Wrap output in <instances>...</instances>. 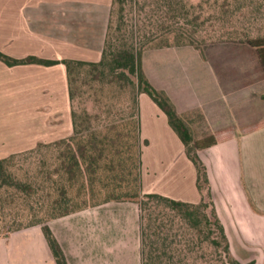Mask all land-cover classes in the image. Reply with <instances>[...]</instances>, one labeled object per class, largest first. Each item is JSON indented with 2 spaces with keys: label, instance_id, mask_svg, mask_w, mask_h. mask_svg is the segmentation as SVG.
<instances>
[{
  "label": "crops",
  "instance_id": "crops-1",
  "mask_svg": "<svg viewBox=\"0 0 264 264\" xmlns=\"http://www.w3.org/2000/svg\"><path fill=\"white\" fill-rule=\"evenodd\" d=\"M58 2L0 0V28L3 29L4 42L12 47L11 56L99 61L103 49L95 58L87 53L77 54L74 42L55 34L60 27L55 10ZM211 59L214 61L211 67H206L203 62L197 86L189 75L178 78L179 81L174 79L175 75H168L164 81H155L144 65L143 69L148 80L169 96L185 121L193 111L204 117L216 142L198 150V154L207 167L212 199L224 224L231 251L242 263L264 264V70L262 66L255 71L237 67L232 53L227 51L214 52ZM12 67L38 70L42 78L32 77L30 83L47 86L55 92L63 90L70 98L64 63H28ZM254 81L261 82V86L254 89ZM174 82H182V85L178 87ZM184 82L188 86H184ZM16 84H21V78ZM145 94H140L141 133L149 141L142 154L144 192L199 202L202 195L197 186L196 165L188 157L186 146L171 126L167 114L151 97L150 121L145 127L141 110ZM69 121L70 133L73 130L72 114ZM152 137L163 138L164 148H170L175 143L180 153L171 159L155 158L154 163H147L146 153L155 145ZM187 181L195 185L196 198L179 191V187ZM109 204L112 202L97 207L101 209ZM110 216L103 210L90 213L86 209L49 220L48 224L60 242L68 264L140 263L139 216L136 242L131 244L126 243V231L122 223L119 224L117 215L114 217L116 228L110 231ZM92 221H96L97 227L89 226ZM126 249L131 252L130 256L126 255ZM0 264L57 262L42 227L34 225L0 237Z\"/></svg>",
  "mask_w": 264,
  "mask_h": 264
},
{
  "label": "rangeland",
  "instance_id": "rangeland-1",
  "mask_svg": "<svg viewBox=\"0 0 264 264\" xmlns=\"http://www.w3.org/2000/svg\"><path fill=\"white\" fill-rule=\"evenodd\" d=\"M238 1L250 0H134L133 3L128 4L127 16L142 19L137 24L140 29L139 40L151 27L148 26L144 30L143 21L155 25L158 24L156 22L158 18L159 24L169 25L172 22L170 18L174 14L170 12L172 3L174 7H178L188 15L187 18L179 19L194 44L178 45L174 34L168 36L165 27L161 30L152 28L160 37L149 43L143 52L142 63L146 71L155 81H164L168 75H175L176 80L189 75L193 77L195 80L193 82L197 86L199 71L204 68L203 62L206 67H211V63L214 62L211 59L212 53L221 51L232 53L237 67L253 71L261 69L257 50L248 41L264 37V14L259 15L255 5L236 11ZM144 3L147 4L145 12H141L139 6ZM159 7L162 11H159ZM112 8L113 0H59L55 10L60 27L55 34L59 38L74 42L77 54L87 53L88 56L95 58L105 46ZM147 15L154 16L150 18L151 20H147ZM2 32L3 29L0 28V50L11 56L12 47L4 42ZM167 37L171 41L169 46L163 45ZM39 75L38 70L34 68L6 66L0 60V158L17 155L8 169L17 180L31 184L33 189L28 192L13 186L1 189L0 237H5L16 229L38 221L51 220V203L59 193L52 188L55 187V183L49 180L48 175L59 163L57 157L64 147L41 145L54 143L72 134L73 130L69 133V120L73 107L77 110L87 108L93 116V125H100L99 129L105 130L107 124H116L119 125L121 132H128L126 120H122L121 117L128 112L131 88L123 90L119 84H113L105 87V91L102 92L99 82L91 83L92 86L82 84L79 80L77 87L86 92L78 94L72 103L63 90L55 92L47 86H34L30 83L32 77L42 78V75ZM20 78L21 84H16ZM174 84L182 85V82H174ZM185 85L188 86V83L184 82ZM260 86L261 82H253L254 89ZM151 102L153 103V100L145 94L141 105L145 127L150 121ZM109 107L113 113L108 116L106 109ZM96 114L101 115L100 121L95 119ZM186 121L194 140L203 142L210 140L212 134L201 113L197 111L189 113ZM151 139L155 145L146 153L147 163H154L155 158L171 159L180 153L175 143L170 148H164L163 138ZM143 140L141 136L142 149H144ZM102 171V178L96 180L97 187L101 186L102 181L121 183L124 189H127L125 186L132 188L135 185L133 175H124L123 178L114 180L107 177L112 174L108 169ZM54 178L59 177L54 175ZM76 186L77 184L74 187ZM205 187L204 194L209 199L208 188L206 185ZM179 191L190 198H196L195 185L189 181L180 186ZM142 193H145L143 183ZM72 194H76V188L72 190ZM103 197L101 196L99 200ZM111 202L112 204L99 209L98 205H92L91 201V205L77 212L88 209L90 213L100 210L109 213L110 231L116 228L117 220L114 217L117 215L119 224L122 223L126 231V243L136 242L138 204L129 199ZM89 226L97 227L96 221L90 222ZM126 250V255L130 256L131 252ZM128 258L132 262L131 257Z\"/></svg>",
  "mask_w": 264,
  "mask_h": 264
},
{
  "label": "trees",
  "instance_id": "trees-1",
  "mask_svg": "<svg viewBox=\"0 0 264 264\" xmlns=\"http://www.w3.org/2000/svg\"><path fill=\"white\" fill-rule=\"evenodd\" d=\"M133 1L113 0L105 46L99 61L46 59L35 55L15 58L0 50V60L10 66L64 63L67 67L72 103L78 94L86 92L77 87L79 80L85 85L99 82L102 92L105 87L113 84H119L123 90L131 88L128 112L121 117L128 125L127 133L121 132L116 124H107L105 130L99 129L100 125H93V116L87 108L77 110L73 107L72 134L54 143L41 145L64 147L57 157L59 163L48 175L49 180L55 183L52 188L59 193L51 203V219L84 209L91 205V201L92 205H100L129 199L135 201L139 207V264H254L242 263L233 255L224 224L212 199L207 167L198 154V150L213 145L216 139L211 136L208 142L194 140L186 121L178 114L172 100L148 80L143 69L142 56L146 46L160 37L152 28L161 30L165 27L168 36L174 34L178 45L194 44L179 19L187 18L188 15L172 3V22L169 25L159 24L158 18V24L155 25L143 21L144 30L148 26L151 27L139 40L140 29L137 24L142 19L129 18L126 14L127 5ZM146 5H140L139 10L145 12ZM249 5H255L259 15L264 14V1L255 0L239 2L236 11H241ZM160 9L159 7V11H162ZM153 16L147 15L146 19L149 20ZM163 42L165 46L171 45L169 37ZM248 43L257 50L264 70V37L249 39ZM143 92L167 114L171 126L186 146L188 157L196 165L197 186L202 193L199 202L178 200L155 192L142 193L140 94ZM106 112L108 116L113 113L110 107ZM94 117L99 121L102 119L99 114ZM148 143L147 139L143 140L144 146ZM16 157L17 155L12 154L0 158V191L12 186L27 192L33 190L31 184L17 180L9 171L8 167ZM105 168L112 173L107 177L114 180L123 178L124 175H133L135 185L132 188L125 186L127 189H124L121 183L102 181L101 186L97 187L96 180L102 178V170ZM54 175L59 178L55 179ZM205 185L209 199L204 194ZM74 188L75 195L72 194ZM101 196L104 197L99 200ZM48 222L49 220H41L27 227L40 225L57 264H68L66 254Z\"/></svg>",
  "mask_w": 264,
  "mask_h": 264
}]
</instances>
